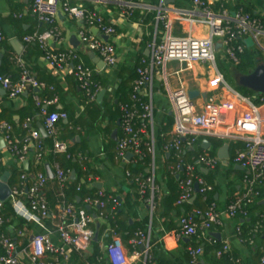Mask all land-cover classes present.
<instances>
[{
  "label": "crops",
  "instance_id": "1",
  "mask_svg": "<svg viewBox=\"0 0 264 264\" xmlns=\"http://www.w3.org/2000/svg\"><path fill=\"white\" fill-rule=\"evenodd\" d=\"M32 1L0 0V31L4 36V43L0 48L2 55L0 75L16 82L19 78L18 64L23 63L34 79L43 87L38 92H35V90L26 91L15 100H10L0 89V126L2 123H7L13 127V130L20 129L21 125L23 127V123L29 120V116L33 115L32 112L35 106L40 111L30 118L33 123L30 126L31 130H38L39 125L43 126L46 116L54 113H65L67 124H64L65 121L58 124L59 141L67 149L79 152L84 160V162L78 164L79 173H85L87 169L88 180L92 182V188L94 184L102 186L101 190L93 189L97 192H105L120 201L118 222L119 227H121L120 231H125L124 236L119 235L122 243L124 237L128 236V232L140 230L149 235L153 264H191L188 251L194 250L195 245L203 251L196 264H206L203 257L204 248L202 243L207 242L206 236L210 237L211 234L220 235V242L216 241L222 245L227 243L229 253L237 254L243 264H260L254 256L258 253L257 250L260 253L264 252V228H259L255 223L254 231H257L255 241L248 244V246L240 242L236 233L237 229L242 232L250 227L252 228L253 219L249 216L245 219L226 218L221 228L214 229L211 233L205 235L200 234L195 239L185 238L176 243L170 237L171 233H176L179 230L182 217L191 216L195 210H205L207 202L198 193H195L187 204L177 205L180 195L179 181L178 177L175 178V181L172 179L173 158L171 159V154L166 153L164 149L165 144H168L171 140L174 126V116L167 90H175L181 87L188 93L197 92L198 96L193 100V103L198 113L211 107L210 100H214L218 105L229 103L230 107L227 111L220 110V131L222 132H234V119L242 111V107L239 106L236 97H234V93H238L236 88L232 86L234 84L233 80H236L240 75L235 71L234 65L225 58L219 43L215 41L217 50L215 56L217 54L222 62L232 66L228 70L229 79L233 82L232 85L225 81L223 74L218 70L216 58L214 67L194 64L191 69H186L178 63H171L168 66V74L165 80L160 76H156L151 88L147 87L143 90L146 96L151 93L153 105V121L148 126L144 137V142L147 145L149 144L151 152L149 153L147 148H144L145 157L143 159L138 160L131 154L132 158L122 162L116 157L121 131H119V135L117 133V141L112 139V133L116 129L117 131L120 130V125L117 127V122H120L119 106L124 104L126 100L128 102L133 82L137 78L136 70L139 68L141 60L151 55L149 46L154 39L160 42L163 38V26L157 25V12L154 11L155 8L160 6L161 0H136L141 8L136 10L131 18H128L120 7L114 5L111 0H81L78 3H72L73 6L77 4L83 10L101 17L105 25L112 27L115 31L113 36L108 37V43L113 45L116 50L117 65L113 69H106L102 72L97 70L96 74L100 78L101 90H106V94L100 103H97V99L91 103L87 101L74 78V65H69L64 70H55L46 62L42 51L37 45L24 43V37L33 33H43L49 29L47 26L38 23L32 15ZM189 1L174 0L175 5L165 6L163 3V6L190 13L195 11V7H193L192 1ZM208 1L213 5L210 6L213 10V7L218 3L217 0ZM227 6L232 9L237 6H248L255 10V14L264 17V0H229ZM187 16L188 14L184 19L181 18L182 20L174 23V35L183 37L190 34L196 38H207L210 32L209 28L204 24H190L187 21L189 16ZM188 20L192 19L189 18ZM54 26L61 32L62 40L60 42H48L49 47L54 52L73 50L85 64L93 65L87 56L88 52L84 51L79 41V33L85 30L87 25L81 20L70 19L60 12ZM88 29L95 36V28L88 27ZM99 34L98 31L96 36H99ZM73 36L80 43L77 49L72 48L70 45V38ZM14 40H18L23 46L21 55H17L11 45ZM220 76L224 85L219 84ZM251 98L253 99L254 96ZM35 99L40 100V105L35 103ZM49 102L53 103L47 105ZM41 111L46 114H42ZM69 134H72V136ZM3 135V131L0 129V161L2 163L0 177L4 173L9 174L8 185L11 189L19 187L20 177L23 174L29 176L28 186L33 182L36 173L46 175L45 167L41 169L36 163L33 145H28L27 159L23 162L28 163L27 170H25L23 163H19L7 153ZM205 140L210 143L207 150L202 149V143ZM198 141V148L191 150L192 154H205L216 158L219 150L226 144L217 139L204 137L198 138ZM1 142L3 147H1ZM215 143L220 145L216 146ZM234 146L237 148L242 145L229 146V157L234 151ZM146 158L149 162H145ZM194 158V156H185L188 163ZM131 165H138V170L143 171L145 175L150 173L152 169L154 170L158 195L156 207L153 211L148 202L139 196L138 187L135 183L126 178L125 173L130 172L129 167ZM200 170L203 176L198 175L206 185L212 188L209 196L211 195L213 203L221 211L225 210L234 197L244 191L245 187L241 180L243 171L236 166L220 162L215 170L205 168ZM72 172L68 174L69 182H72L70 181ZM79 173L75 172V181L78 180ZM54 186L55 179L48 180L44 189L50 213L49 218L44 221L33 217L28 211L26 191H23V194L17 197L14 203L7 201L10 207L2 211L3 217H6L4 218L6 224L2 231L16 244L18 259L23 264H28V262L22 252L40 235H48L54 245L60 246L55 231L61 206L54 199ZM262 207L264 208V206ZM87 211V214L94 220L90 228L95 233L100 228L103 234L100 239L98 235L97 242L93 241V244H97V248L92 244L89 254L85 257L68 251L69 264H91L94 260L96 262V254L103 256V246L110 242L109 232H107L111 230L109 225L97 219L94 209L87 206ZM253 217L264 220V210H257ZM243 224H245V227L241 228L240 226ZM129 240H127V246L125 247H128ZM254 248L255 250L257 248V250L255 251ZM1 255L2 250L0 248V257ZM46 260L49 261L51 258L46 257ZM136 264L142 263L137 262Z\"/></svg>",
  "mask_w": 264,
  "mask_h": 264
},
{
  "label": "built area",
  "instance_id": "2",
  "mask_svg": "<svg viewBox=\"0 0 264 264\" xmlns=\"http://www.w3.org/2000/svg\"><path fill=\"white\" fill-rule=\"evenodd\" d=\"M81 0H33L31 13L38 23L47 26L49 29L43 33H33L24 37L23 41L27 45H37L42 51L44 59L49 66L55 70H64L69 65H74V78L84 93L89 103L96 99L101 91L99 85L94 83L97 69L94 65L85 64L80 56L73 50L64 52H54L48 45L50 41L60 42L61 32L55 28L54 24L60 12L70 19L81 20L87 28L79 33V41L85 52L94 53L106 66L113 69L117 65L116 50L113 45L95 37L88 27L98 29L100 35L111 37L115 34L112 27L105 25L103 19L94 13L83 10L77 4ZM165 0H161L160 6L155 8L156 23L163 26V38L160 42L156 39L149 46L151 55L142 59L139 68L136 70V80L133 82L132 91L128 102L119 106L121 113L120 131L121 137L117 145V159L125 162L126 155L132 154L136 159L145 157L144 148L151 152V147L144 142V137L148 126L153 121V105L151 93L146 96L143 90L152 86L156 76L165 80L168 74V66L171 63H178L186 69H191L194 64L215 65L216 44L221 46L225 58L234 66L239 64V55L244 52V45L236 44L239 40L247 41L251 39L253 46L264 53V22L252 19L241 11L230 13L223 7L228 5L229 0H217L220 4L218 11H213L208 0H191L195 11L186 13L173 8L163 6ZM114 5L120 7L128 18L141 8L136 0H111ZM188 14L191 23L204 24L209 28L207 38H196L190 34L183 37L174 35V23L184 19ZM182 18V19H181ZM4 43V36L0 31V48ZM19 78L16 82L0 75V89L10 100L21 97L26 91L39 90L43 86L39 84L23 63L18 64ZM219 84L224 85L222 77H219ZM168 99L174 116V126L170 142L165 145V152L173 155L175 166L172 168V175L178 177L180 195L177 205L187 204L195 195L194 187L199 188L198 195L207 202L208 194L212 188L206 185L198 171L202 168L215 170L220 160L216 157L205 154L197 155L190 163L186 162L185 154L198 148V138H213L233 146L241 144L235 148L227 163L236 166L243 171L244 191L233 198L224 211L217 208L214 203L209 204L205 210H195L191 216H184L180 220V228L176 233H171L170 237L176 243L181 239L197 238L200 234L212 232L214 229L223 226L224 219H245L248 216V209L253 207L264 193V96L254 95V98L243 97L234 93L242 111L234 119V132L226 133L220 131L221 111H227L229 103L218 105L214 100H210L211 107L201 113L188 97V92L179 87L175 90H167ZM254 100V101H253ZM35 103L40 105V100L35 99ZM53 102L47 103V105ZM219 107V108H218ZM42 114H46L41 111ZM65 113H54L45 117L43 128L48 137L53 139L52 153L54 155H68L67 147L58 139V124L66 121ZM27 120L23 128L31 125ZM0 129L3 131V141L7 153L19 163L27 159L28 144L33 145L36 163L39 164L44 158V146L41 142V135L38 130H31L29 137L25 140L21 149H18L19 140L14 136L13 127L7 123H2ZM230 144V145H229ZM80 163L84 162L79 155ZM54 179L58 188L60 202V212L56 233L60 241V246H56L48 235H40L25 249L22 254L27 259L28 264H69L71 251L81 257L89 254L92 247L95 232L90 228L93 219L83 209H77L73 203L65 201L64 189L69 181L68 174L64 173L58 163L51 166ZM151 169V168H150ZM2 174V163L0 161V175ZM127 179H132L127 171ZM29 176L23 174L20 177L19 187L11 189L8 202L14 203L17 197L26 191L28 211L35 218L41 221L49 218L50 213L44 195V189L48 183L44 173H36L31 185H27ZM138 187L141 199L147 197L149 207L155 209L158 189L155 185L154 170L146 176L139 175L133 179ZM77 192L81 187H77ZM6 201V202H7ZM5 202V203H6ZM5 203L0 202V229L6 224L2 215ZM84 205L99 211L97 219L104 221V211L111 206V217L120 209V201L105 192L99 191L96 198H85ZM109 232L110 242L103 246L102 260L104 264H153L151 254L150 237L144 231H136L128 242V247L122 243L119 234L115 230ZM237 237L240 240L241 231L237 229ZM214 238H209V242L215 243ZM241 242V240H240ZM242 243V242H241ZM0 248L2 255L0 264H23L18 259V249L16 244L5 234L0 235ZM229 252L228 244H223L220 251L216 252V257ZM202 249L189 250L188 255L191 264L198 262V257L202 256ZM46 257L51 260L47 261ZM235 264H243L236 260ZM264 264V259L260 261Z\"/></svg>",
  "mask_w": 264,
  "mask_h": 264
},
{
  "label": "trees",
  "instance_id": "3",
  "mask_svg": "<svg viewBox=\"0 0 264 264\" xmlns=\"http://www.w3.org/2000/svg\"><path fill=\"white\" fill-rule=\"evenodd\" d=\"M185 1L190 2L189 0H185ZM220 4L221 3H217L213 7V11H218V9H220ZM223 7L225 9H227L232 14L241 11L243 14L250 16L252 19H258V20L264 22V17L260 16L259 14H255V10L251 7L237 6V7L232 9L229 6H227L226 4H223ZM236 44L244 45V52L241 55H239V64L237 66H234V69L239 75H248L250 72H252L255 69V67L258 65V63H260L262 53L259 50H257L254 46L248 47L246 45L245 41H243V40H239ZM93 81L96 85L100 86L99 76L96 75L94 77ZM229 83L230 84L233 83L231 81V79H230ZM236 91L238 94H240L243 97H250L251 98L254 96V94L252 92L245 90V89H242V88L237 87ZM126 101H124V103ZM39 111H40V109L36 108V106H35L34 111L32 112L33 115L29 116V120L34 115L38 114ZM119 120H121V113L120 112H119ZM32 125H33V123H31L30 126H32ZM30 126L27 125V128L24 129L21 125L20 129L14 130V136L20 142V144L18 145V149L22 148L25 140L29 137V133L31 131ZM74 130H76V129H74ZM119 131L120 130H118V135H119ZM69 135L72 136V134H69ZM58 139H59V136H58ZM41 142H42L44 149H45V151L43 153L45 155L43 158V161L38 164L41 169H43V167H45V165H48L51 167L53 163H58L59 166L61 167V169L64 171V173L69 174L72 171L79 173V166H78V164H79V160H78L79 152H73V151H71V149L70 150L68 149V155L70 156L69 158H67L65 155H54L52 153L53 139L47 136L46 138H42ZM198 144H199V141H197V145ZM215 144H216V146L220 145L219 143H215ZM165 145H167V144H165ZM197 155H199V154H192V152L189 150H187V152L185 154L186 157L187 156L197 157ZM172 158H173V155L171 154V159ZM145 162H149L148 158L145 159ZM173 163H174V165L176 164L174 159H173ZM129 171H130L129 173L132 176V179H130L131 182H133V179L138 177L139 175L146 176L143 171L138 170V165H131L129 167ZM198 174L200 176H203L201 170L198 172ZM88 175L89 174L87 173V169H86L85 173H81V174L79 173V178L77 181H75V182H69L68 181L66 188L64 189L65 201L73 203L75 205V207H77L78 209H83L86 213H88V211H87V205L83 204L84 199L87 197L94 199V198H96V195L98 193L95 189L92 188V182H90L88 180ZM176 177L177 176H173L172 179L175 181ZM241 180H243V175L241 176ZM133 185H134V183H133ZM78 186L81 187V190L79 192H77V190H76ZM53 191H54V193H53L54 199H56V201H58L60 203L62 200L59 198V195H58V188H57L56 181H55V186H54ZM146 199H147V197L144 198V200H146ZM263 200H264V193L261 194L258 202L253 207L248 209V216H249V218L253 219V221H252V228L250 227L248 230L241 232L240 240H241L243 245L248 246V244L254 243L255 237H256L255 233L257 232V231H254L255 223H257L259 228H264V220L259 219V218L256 219L255 217H253V214L255 212H257V210H259V209L264 210V208L259 205L260 201H263ZM211 203H213L212 197H211V195L209 196V194H208L206 206H208ZM9 207H10L9 203L6 202L4 209H6V208L9 209ZM94 210H95L94 212L96 214V217H98L99 211L96 209H94ZM119 216H120V209H118L113 214V218H112L111 217V206H108L106 208V210L104 211V217H105L104 222L107 223V225H109L110 229L115 230L118 232L119 235L124 236L123 233L125 231H120L121 227H119V222H118ZM4 218H6V217L4 216ZM240 227L241 228L245 227V224L241 225ZM3 229H4V227L2 229H0V235L5 234L4 231H2ZM135 232H128V236L124 237V241H123L124 246H127V240H129V238H131ZM97 233H98L99 239H100L102 234H103V231H101V229L99 228ZM210 237H208V235H207L206 236L207 242L202 243L203 248H204V256L203 257H204V261L206 262V264H235V261L237 259L239 260L237 254L229 253V252L222 254L221 257H216V252L221 250L222 244L216 240H213L215 243L209 242L208 239ZM193 239H195V238H193ZM93 245L97 248L96 243H94ZM194 247H195L194 250L198 249L197 245H195ZM254 250H255V248H254ZM256 250H257V248H256ZM257 252L258 253H256L254 257H256L257 260L260 262L262 259H264V252L260 253L259 250H257ZM95 259H97L96 262L94 260L93 263H91V264H104V261L102 260L101 255L96 254Z\"/></svg>",
  "mask_w": 264,
  "mask_h": 264
},
{
  "label": "water",
  "instance_id": "4",
  "mask_svg": "<svg viewBox=\"0 0 264 264\" xmlns=\"http://www.w3.org/2000/svg\"><path fill=\"white\" fill-rule=\"evenodd\" d=\"M165 6H169L174 4V0H165L164 1ZM95 30V37H101L103 41L108 42V37L107 36H101L99 34V36H96L98 34V29H94ZM248 47H251L253 45L247 43ZM12 47L15 49L17 55H21V52L23 50V46L22 44L18 41V40H14L11 42ZM70 45L72 48L77 49L78 46L80 45L78 39L73 36L70 38ZM88 58L90 59V61L92 62V64L97 68V70L99 72H102L104 70H106V66L105 64L92 52H88L87 53ZM2 60V55L0 53V62ZM236 86L238 88H242L245 90H248L250 92H252L255 95H262L264 96V65L258 63V65L255 67V69L250 72L248 75H240L237 77L236 79ZM35 92H38V90L36 89ZM106 94V90H101L98 95H97V103H100L102 101V99L104 98ZM198 96L197 92H189L188 93V97L191 101H193L196 97ZM64 124H67V121L64 122ZM120 122H117V127H119ZM38 131L41 135L42 138H46L47 134L43 128V126L39 125L38 126ZM117 129L114 130V132L112 133V139L114 141H117ZM210 146V143L208 141H203L202 143V149L203 150H207L208 147ZM1 147H3V143L1 142ZM132 158L131 154H127L126 159H130ZM217 158L223 163L226 164L229 160V146L228 145H224L218 152ZM24 169L27 170V166L28 163L25 162L23 163ZM239 170L242 171L241 168L237 167ZM46 169V177L49 181L54 180V173L52 172V170L50 169V167L48 165L45 166ZM76 180V175L75 172L73 171L71 173L70 176V181L74 182ZM8 181H9V174L4 173L1 177H0V202L5 203L10 195H11V188L8 185ZM93 188H95L96 190H101L102 186L100 184H94ZM194 191L197 194L199 192V188L196 185L194 187ZM260 206H264V200L261 201L259 203ZM211 237L214 238L215 240H218L220 242V235L218 234H211ZM94 242L98 241V233L94 234V238H93Z\"/></svg>",
  "mask_w": 264,
  "mask_h": 264
},
{
  "label": "rangeland",
  "instance_id": "5",
  "mask_svg": "<svg viewBox=\"0 0 264 264\" xmlns=\"http://www.w3.org/2000/svg\"><path fill=\"white\" fill-rule=\"evenodd\" d=\"M247 43H249V44H251V45H253V43H252V40L251 39H247V41H246ZM263 44H264V42H262ZM215 58H216V66H217V68H218V70L223 74V76H224V79H225V81L227 82V83H229V81H230V77H229V72H228V70L230 69V68H232V66L230 65V64H225L224 62H222L220 59H219V56L216 54V56H215ZM261 61H260V64H263L264 65V53H262V56H261V59H260ZM233 82H234V84L232 85V86H234V88H237V86H236V80H233ZM230 84V83H229Z\"/></svg>",
  "mask_w": 264,
  "mask_h": 264
}]
</instances>
